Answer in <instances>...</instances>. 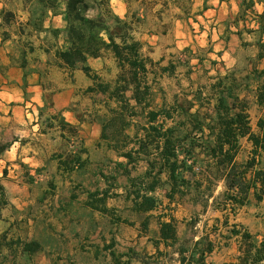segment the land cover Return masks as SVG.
<instances>
[{"label": "crops", "instance_id": "crops-1", "mask_svg": "<svg viewBox=\"0 0 264 264\" xmlns=\"http://www.w3.org/2000/svg\"><path fill=\"white\" fill-rule=\"evenodd\" d=\"M109 1L115 15L132 19L126 0ZM189 1L185 7L183 0H168L176 12L172 25L166 31L138 27L137 39L150 47L153 60L189 46L190 40L194 50L206 49L208 57L221 61L225 74L231 73L228 85L239 86L234 91L249 101L253 130L260 132L264 0ZM67 9L68 0H0V143L6 146L0 180L10 201L2 211L8 216L0 219V264H188L178 245L205 240L211 223L229 216V225L218 231L227 245L207 257L209 264L237 238L230 237L232 225L261 235L264 197L257 198L255 187L245 193L246 203L235 215L216 209L212 199L206 209L193 201V209L185 200L171 203L168 184L148 192L158 207L137 209L131 180L143 175L148 164L129 162L103 138L99 114L108 113L105 96L88 91L94 81L81 65L71 69L60 57L71 45ZM85 64L107 82L121 71L111 51L88 56ZM241 88H246L243 93ZM241 143L238 160L246 161L252 144L247 137ZM258 159L264 167V153ZM251 178L249 171L246 182ZM161 214L166 215L162 220L171 214L178 219L179 242L173 246L156 243ZM208 214L214 218L207 222Z\"/></svg>", "mask_w": 264, "mask_h": 264}, {"label": "trees", "instance_id": "trees-1", "mask_svg": "<svg viewBox=\"0 0 264 264\" xmlns=\"http://www.w3.org/2000/svg\"><path fill=\"white\" fill-rule=\"evenodd\" d=\"M100 2L109 5V0ZM88 9L87 0H68L67 33L71 45L60 53V57L71 69L81 65L82 70L93 79L94 85L88 91L105 96L102 102L112 115L111 121L120 125L121 132H127L135 117H144L141 131L138 130L133 137L126 136L134 142L132 149L124 151L114 144V149L129 162L146 161L148 164V170L143 175L131 180L135 186L133 195L137 209L150 211L158 207L159 201L148 192L165 184L169 185L166 196L171 203L190 196V201L206 209L212 199V206L232 215L246 203L245 193L251 187L259 191L257 198L263 199L264 167L258 157L264 153V117L257 123L260 132H255L248 112L249 101L238 96L233 86L223 87V82L219 81L213 93L204 96L209 105L205 114L200 109L194 113L187 111L184 112L186 118L179 122L183 129H178L176 125L167 126L168 121L176 120V109L165 105L154 107L157 78H153V85L149 76L150 65L153 66L155 61L144 54V44L137 39L133 22L120 18L110 10L115 23L112 28L102 24L97 17L87 16ZM106 51L114 54L121 70L114 82L103 80L85 64L88 56L99 57ZM161 69L163 74H171L175 72L176 65L170 62ZM260 75L264 76V70ZM228 96L232 102L228 101ZM258 101L264 103V83L259 89ZM107 126L105 124L103 129L105 139ZM182 131L185 132L183 136L180 134ZM245 137L252 144L250 158L239 161L241 139ZM5 148V145L0 146V154ZM249 171L252 178L247 183ZM220 184L223 189L216 195ZM9 204L6 189L0 180V219ZM165 216H159L161 239L156 243L165 241L173 246L179 242L178 219L171 214L168 220H162ZM216 221L220 219L216 218ZM222 224L229 225V216L223 219ZM144 228H148L147 222ZM229 231L230 237L239 238L238 253L232 261L223 264H264V234L259 239L258 235L248 230L238 229L236 224ZM216 248V243L205 237V240L194 243L193 248L182 246L179 251L185 255L183 263L188 259V264H208L207 257Z\"/></svg>", "mask_w": 264, "mask_h": 264}, {"label": "rangeland", "instance_id": "rangeland-1", "mask_svg": "<svg viewBox=\"0 0 264 264\" xmlns=\"http://www.w3.org/2000/svg\"><path fill=\"white\" fill-rule=\"evenodd\" d=\"M129 6L131 15V22H133L135 29L140 27L144 28H157L164 29L165 31L171 23V15H176L175 10L172 11L174 7L173 4L168 5V0H126ZM89 3V9L86 11V15L89 17H97L99 18L102 24L112 26L114 28L115 23L113 20V15L110 10L111 4L109 1V5L101 4L100 0H87ZM173 3V2H172ZM191 1L183 0V4L185 7L190 6ZM113 11V10H112ZM145 15V17H143ZM139 16V17H138ZM160 16V18H157ZM144 18V20H143ZM142 20V21H140ZM141 22V23H139ZM192 26V25H191ZM192 37V36H191ZM193 42L190 40L189 46L180 45L174 48L173 52L167 51L164 52L162 59L154 60L155 64L153 66L150 65L151 73L150 80L155 84V81H152L156 76V84L154 85L155 91L153 96V104L154 107L159 108L162 105H165L167 108L171 107L176 109V120L168 121L167 126H175L178 129H183L179 122L186 118L184 112L190 111L191 113L196 112V110L200 109L203 114H205L209 108L207 100L204 99V96L210 93H213L215 84L219 81H222V86L229 87L230 85V77L231 73L225 74L222 70L221 61L218 59L212 60L211 57H208L206 54V49L191 48ZM150 51V47L147 46L143 48V52L145 55H148ZM172 62V64L176 65V70L171 74H163L162 67L167 66ZM222 71V73H221ZM156 74V75H155ZM106 81V80H105ZM243 78L239 79V82L242 84ZM114 82V80L112 81ZM233 84V83H232ZM235 88H239L237 84H233ZM241 86V85H240ZM246 88H241V92L243 93ZM131 94V93H129ZM227 95V94H226ZM228 101L232 102V98L228 96ZM213 108V106H211ZM141 110V109H139ZM112 115L109 113H101L99 117L103 123L108 125L105 131V136L111 142L118 145L121 150H130L134 146V142L130 141L128 137H133L135 133L140 130L143 124H145V119L142 116L134 118V124L127 130V132H121V127L115 121H111ZM208 132V131H207ZM181 136L185 134L184 131L180 132ZM127 144V145H125ZM0 146H4L3 143H0ZM145 164L140 166L141 171L144 170ZM8 172V167L6 166L4 169ZM219 188H217L215 194L217 193ZM223 189V186H222ZM221 189V190H222ZM220 192V191H219ZM190 196L185 197L186 207L188 209H193V205L190 201ZM2 216L7 217L8 215L5 212H2ZM211 214L207 215V222L213 220L214 217H211ZM204 218L202 217V220ZM224 228L222 223L217 221H213L211 225L208 227V230L205 231L204 237L211 238L219 247L223 244L224 238H221L219 235V229ZM243 230V228H238ZM261 232V235L258 236L259 239L262 238L264 234V229ZM228 234V233H226ZM256 235V234H255ZM203 237V238H204ZM223 237V236H222ZM232 245L228 249H224L225 251L219 255L214 254L212 259L209 258V264H223L224 260L232 261L234 257L238 253L239 246V238H235L231 241ZM4 245L0 242V249ZM182 246H190L194 247L192 243H181L178 245V248ZM1 253V250H0Z\"/></svg>", "mask_w": 264, "mask_h": 264}]
</instances>
